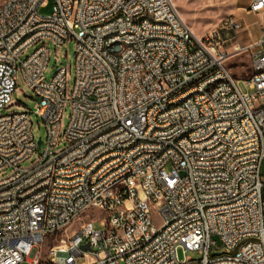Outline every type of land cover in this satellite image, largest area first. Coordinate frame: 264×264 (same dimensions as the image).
<instances>
[{
  "label": "built area",
  "instance_id": "obj_1",
  "mask_svg": "<svg viewBox=\"0 0 264 264\" xmlns=\"http://www.w3.org/2000/svg\"><path fill=\"white\" fill-rule=\"evenodd\" d=\"M53 1L0 0V110L19 72L46 129L36 141L29 112L0 115V264H264V34L227 50L232 16L198 36L172 0ZM246 11L262 26L264 0ZM68 39L70 87L64 66L44 77L47 44ZM254 47L243 92L225 62Z\"/></svg>",
  "mask_w": 264,
  "mask_h": 264
},
{
  "label": "rangeland",
  "instance_id": "obj_2",
  "mask_svg": "<svg viewBox=\"0 0 264 264\" xmlns=\"http://www.w3.org/2000/svg\"><path fill=\"white\" fill-rule=\"evenodd\" d=\"M175 4L180 16L185 20L188 26L193 30V32L198 36H203L210 32L211 30L217 28L219 21L222 18L232 16L239 23V29L237 30V38L229 41L226 45V49L230 50L234 43H238L241 46H248L253 44L257 39L264 34V14L262 15V26H259V16L253 12L246 11L249 4V0H172ZM54 1L47 0L44 6L38 8V13L41 15H47L51 13ZM49 50V60L45 68L44 77L49 80L54 71L60 67L64 66L67 70L66 81L67 87L72 85L73 73H74V40H66L59 47H55L51 44H47ZM35 46L27 49L22 55L21 59L28 56ZM257 49H248L245 53H234L226 60L225 66L238 81V87L243 91H247V86L245 85L246 79L251 74V58L250 52ZM16 89L13 91L11 98L13 105L0 110V115L12 111L25 110L30 113L32 120V132L35 140L37 141L39 137L45 140L46 129L44 122L38 116H36L33 111V105L35 102V97L33 93L28 89L27 85L23 82L22 76L17 72L15 77ZM69 109L62 114L60 121L61 130L64 129L68 122ZM66 142H59L57 149L63 147ZM43 143L40 144V148L43 147ZM40 151V150H38ZM38 157L37 152L33 153L29 159L23 162L21 165L26 167L32 164ZM10 173V169H4L0 171V178L7 176ZM86 213L93 216L100 217L103 212L96 208H91L86 211ZM85 216H81L76 219L69 226L61 229L54 236L51 243H57L60 239L69 236L75 229H77L80 223L84 220ZM151 221L154 226L160 225V218L157 214H151ZM93 227L96 229L102 228L98 222L93 223ZM213 239L218 244L219 240L216 236ZM46 246H43L41 253V260L44 262L43 258L45 256ZM177 255L180 260L185 259L190 256L192 258H197V252L184 250L179 248L177 250ZM85 262L84 258H77L75 264H83ZM20 264H28L22 261ZM44 264V263H43Z\"/></svg>",
  "mask_w": 264,
  "mask_h": 264
},
{
  "label": "bare ground",
  "instance_id": "obj_3",
  "mask_svg": "<svg viewBox=\"0 0 264 264\" xmlns=\"http://www.w3.org/2000/svg\"><path fill=\"white\" fill-rule=\"evenodd\" d=\"M116 42H126V35H116Z\"/></svg>",
  "mask_w": 264,
  "mask_h": 264
},
{
  "label": "water",
  "instance_id": "obj_4",
  "mask_svg": "<svg viewBox=\"0 0 264 264\" xmlns=\"http://www.w3.org/2000/svg\"><path fill=\"white\" fill-rule=\"evenodd\" d=\"M83 249L87 248V245H83L82 246ZM220 252L219 251H212L211 254L214 255V254H219Z\"/></svg>",
  "mask_w": 264,
  "mask_h": 264
}]
</instances>
